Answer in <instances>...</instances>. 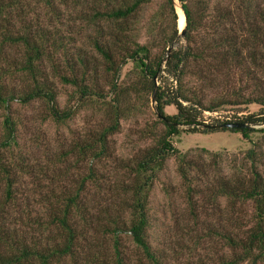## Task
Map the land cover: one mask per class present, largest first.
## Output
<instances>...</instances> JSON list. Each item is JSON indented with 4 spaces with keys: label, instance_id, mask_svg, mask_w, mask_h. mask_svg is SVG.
Returning <instances> with one entry per match:
<instances>
[{
    "label": "trees",
    "instance_id": "1",
    "mask_svg": "<svg viewBox=\"0 0 264 264\" xmlns=\"http://www.w3.org/2000/svg\"><path fill=\"white\" fill-rule=\"evenodd\" d=\"M30 1L0 0V103L8 107L15 98L42 99L56 121H66L82 109L92 116L105 115L107 124L89 139L74 143L92 158L110 155L109 134L118 130L121 119H143L139 137L145 143L137 145L128 158L132 175L124 185L132 196L123 201L130 209L128 216L118 209L110 214L107 204L100 206L87 195L82 181L47 207L45 220L36 216L37 220L28 221L15 200L12 166L0 152V179L4 180L0 264H67L66 258L73 264H126L118 231L129 232L149 260L146 264H164L165 234H153L147 207L154 179L174 156L192 205V194L200 189L192 183L191 170L206 173V166L200 153L179 150L174 136L182 130L215 129L239 131L243 137L252 130L260 132L241 156L229 160L231 172L208 187L214 189V197L225 196L240 213L222 233L231 248L230 261L263 264L264 0H178L183 10L175 0H99L96 11L86 18L92 27L86 24L77 30H83L90 50L80 46L74 52L66 46L75 40L73 33L51 31L24 18ZM178 7L185 14L182 34ZM17 48L19 54L13 55L10 51ZM237 74L246 77L247 89L234 88ZM15 76L22 77L21 87L12 84ZM65 86L70 89L61 104L58 94ZM229 87L227 93H215L217 88L227 91ZM249 103L260 108L223 121L249 126L213 127L221 122H206L202 117L204 110ZM167 105H174L175 111L168 113ZM4 121L7 133L0 146L17 143L13 119L6 115ZM201 150L209 154L211 163L225 159L220 151ZM93 172L89 169L88 176ZM246 204L251 207L248 213ZM103 214L105 221L100 218Z\"/></svg>",
    "mask_w": 264,
    "mask_h": 264
},
{
    "label": "rangeland",
    "instance_id": "2",
    "mask_svg": "<svg viewBox=\"0 0 264 264\" xmlns=\"http://www.w3.org/2000/svg\"><path fill=\"white\" fill-rule=\"evenodd\" d=\"M175 2L179 4L178 0ZM29 6L31 11H25L24 18L31 20L32 24L42 25L51 31L56 29L67 35L73 33L75 40L66 42L71 52L80 46L90 50L83 30L79 33L77 30L86 28V24L92 27L93 24L88 25L86 18L96 11L99 0H51V3L32 0ZM177 12L178 26L181 27L184 17L179 7ZM96 22L101 23L100 20ZM10 52L18 55L19 49ZM56 58L61 60L59 55ZM15 77L11 80L12 84L21 87L22 77ZM104 79L103 75L102 83ZM246 82L245 76L237 74L234 88H245ZM69 89V86L61 87L58 94L61 104L66 102ZM216 90L218 92L215 93H227L231 88H227V91L223 88ZM259 108L257 103L224 105L215 110H204L202 117L206 122H223ZM165 110L172 113L175 107L167 105ZM6 115L14 121L17 143L0 146V152L5 157L2 160L12 166L15 200L18 210L26 214V220H37L36 216L45 220L47 207L62 200L64 191L78 187L82 181L87 195L95 198L100 206L107 204L110 214H114L117 209L124 216L130 214V209L126 210L123 201L126 197L131 198L132 193L124 183H129L132 175L128 165L130 154L137 145L145 143L144 138L139 137L143 119H121L118 130L109 134L110 155L92 158L91 154L81 153L74 143L89 139L95 133L94 130L107 124L105 115L92 116L89 111L82 109L66 121H56L48 115L46 103L42 99L22 102L15 98L8 107L0 103V141L7 133L4 121ZM260 126L262 124H253L255 128ZM259 134V131L252 130L249 137H243L239 131L215 129L208 132L182 130L174 136V145L179 150H191L195 155L200 153L198 157L203 158L206 173L197 168L191 170L194 175L192 183L196 189H200L192 194V205L186 191L187 181L180 175L174 156L168 159L165 168L154 179L147 207L153 234H165L166 240L162 244L166 256L164 264H246L245 261H230L231 248L222 236L233 218L240 215L236 211L238 208L233 209L225 196L214 197V189L208 186L216 178L231 172L232 163L229 160L241 156L250 147L251 138L256 139ZM202 147L222 152L225 159L211 163L209 154L201 150ZM91 168L94 172L89 177ZM3 183L4 180L0 179V192ZM244 209L248 213L251 207L246 204ZM100 218L105 221L107 215L103 214ZM118 234L121 248L126 252V264H146L149 261L132 241L128 231H118ZM110 244L106 238L105 245L112 252L113 260ZM65 263L73 264V261L66 258Z\"/></svg>",
    "mask_w": 264,
    "mask_h": 264
},
{
    "label": "water",
    "instance_id": "3",
    "mask_svg": "<svg viewBox=\"0 0 264 264\" xmlns=\"http://www.w3.org/2000/svg\"><path fill=\"white\" fill-rule=\"evenodd\" d=\"M179 6L183 10L180 3H179ZM183 13H184V11H183ZM184 18H185V14H184ZM185 23H186V21H184L183 26H181V27L178 26V31L180 34H182L184 32ZM153 100H154V97H152V101ZM245 125L249 126V124H247L245 122H221V123L213 124V127H232V126H245Z\"/></svg>",
    "mask_w": 264,
    "mask_h": 264
},
{
    "label": "bare ground",
    "instance_id": "4",
    "mask_svg": "<svg viewBox=\"0 0 264 264\" xmlns=\"http://www.w3.org/2000/svg\"><path fill=\"white\" fill-rule=\"evenodd\" d=\"M181 16H182V14H181ZM181 19V18H180ZM181 21V20H180ZM183 24H184V19H183ZM183 26V25H182Z\"/></svg>",
    "mask_w": 264,
    "mask_h": 264
}]
</instances>
